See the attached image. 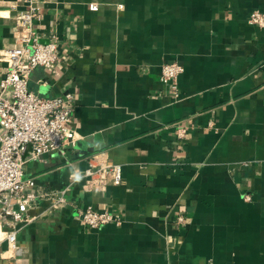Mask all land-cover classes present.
Listing matches in <instances>:
<instances>
[{"label": "crops", "instance_id": "obj_1", "mask_svg": "<svg viewBox=\"0 0 264 264\" xmlns=\"http://www.w3.org/2000/svg\"><path fill=\"white\" fill-rule=\"evenodd\" d=\"M35 1L39 40L58 35L61 60L56 73L37 68L30 88L73 94L77 143L28 161L25 175L62 189L104 154L123 183L87 191L78 179L0 264H264V28L249 21L264 0ZM29 4L0 0V78ZM174 61L178 98L161 80ZM90 207L121 224L84 226Z\"/></svg>", "mask_w": 264, "mask_h": 264}, {"label": "built area", "instance_id": "obj_2", "mask_svg": "<svg viewBox=\"0 0 264 264\" xmlns=\"http://www.w3.org/2000/svg\"><path fill=\"white\" fill-rule=\"evenodd\" d=\"M29 6L16 14L17 25L21 27L14 44L5 50V74L0 78V250L16 251L19 233L45 214L62 209L68 204L72 184L84 180L87 191H105L109 186L123 183L121 164L110 161L104 154L89 158V165L83 173L72 175L68 186L58 190H46L37 186L25 175L28 161L40 160L52 152H63L67 146H75L77 137L70 127L75 111L72 93L47 98L30 88L31 74L37 68L56 73L61 60L59 37L52 34L47 42H41L36 22L44 16L38 1L29 0ZM96 9V4L91 5ZM250 23L264 28V12L253 11ZM183 67L176 61L162 66L161 80L174 88L179 97L177 79ZM179 137L186 135L185 128L177 130ZM47 200L48 207L32 215L30 212ZM81 223L97 229L106 225H120L122 219L110 211L87 208L80 213ZM185 223L183 213L177 224ZM6 244L7 249H3Z\"/></svg>", "mask_w": 264, "mask_h": 264}, {"label": "clouds", "instance_id": "obj_3", "mask_svg": "<svg viewBox=\"0 0 264 264\" xmlns=\"http://www.w3.org/2000/svg\"><path fill=\"white\" fill-rule=\"evenodd\" d=\"M3 15H7L6 13H4Z\"/></svg>", "mask_w": 264, "mask_h": 264}, {"label": "bare ground", "instance_id": "obj_4", "mask_svg": "<svg viewBox=\"0 0 264 264\" xmlns=\"http://www.w3.org/2000/svg\"><path fill=\"white\" fill-rule=\"evenodd\" d=\"M0 235H1V233H0Z\"/></svg>", "mask_w": 264, "mask_h": 264}]
</instances>
